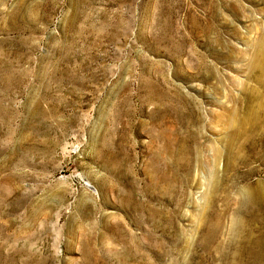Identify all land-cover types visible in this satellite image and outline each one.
<instances>
[{
	"label": "rangeland",
	"instance_id": "rangeland-1",
	"mask_svg": "<svg viewBox=\"0 0 264 264\" xmlns=\"http://www.w3.org/2000/svg\"><path fill=\"white\" fill-rule=\"evenodd\" d=\"M263 35L264 0H0V264H264Z\"/></svg>",
	"mask_w": 264,
	"mask_h": 264
},
{
	"label": "bare ground",
	"instance_id": "bare-ground-1",
	"mask_svg": "<svg viewBox=\"0 0 264 264\" xmlns=\"http://www.w3.org/2000/svg\"><path fill=\"white\" fill-rule=\"evenodd\" d=\"M2 13V12H1ZM251 70L255 71L257 69H259V72L261 74V76L264 75V35L262 36V38L258 41V47L257 49L255 50V53H254V57L253 59L251 60ZM259 80V78L257 79ZM248 104L246 105L247 106V110H246V114L241 117L238 113H233L232 114V117L230 119V122L228 124V127L230 129H234V128H237L236 130H234L231 134V138H230V141H229V148L227 149V153H228V165H227V170L231 169V170H234L235 169V162L236 160H239L238 159V155H240V153H237L235 151L236 147L234 146H237V143L238 141L240 142L241 138L243 137H247L250 138L248 139V142H250L252 139V143H247L248 145L250 144H253L254 142V139L255 137H253V133L255 132V130H251L253 132H248V129L250 130L252 127L250 128H246V125L247 124H252L253 120H254V113H253V104L252 102H247ZM187 145V144H186ZM186 145H181V146H178L179 148L178 149H168L167 153L168 155L170 156V158H174V161L172 162V168L174 169L173 171H175L174 174H179L181 176H183L182 179L178 180V182H180L181 184L183 185H186L188 184L189 182H191L193 180V167L195 165L194 161H196L195 159L198 158V156L200 155V152L199 150L196 151L197 152V156H196V152H195V148L194 147H190V146H186ZM216 146V145H215ZM170 147V146H169ZM240 148V147H239ZM238 150V149H237ZM240 150V149H239ZM166 152V151H165ZM237 153V154H236ZM159 156V155H158ZM221 156H222V150L219 149V147H216L214 149V162L218 161L219 159H221ZM200 157V156H199ZM169 158V159H170ZM206 159V158H205ZM208 160V159H207ZM206 160V161H207ZM169 161V160H167ZM209 161V160H208ZM211 161V160H210ZM210 161L208 163H210ZM220 162V161H219ZM198 163V162H197ZM170 164V163H168ZM199 164V163H198ZM207 164V162H206ZM216 165V164H215ZM218 165V164H217ZM158 166V165H157ZM198 166V165H197ZM196 167V166H195ZM194 167V168H195ZM217 167V166H216ZM212 168V167H211ZM159 169V168H157ZM219 169V166L217 168L214 167V170H217L218 171ZM163 170V169H162ZM168 173V172H167ZM214 173V177H218L219 174H217L216 172H213ZM157 174V173H156ZM173 174V175H174ZM220 176V175H219ZM176 178V177H175ZM180 178V177H179ZM213 179V177H212ZM217 180V179H215ZM214 182V181H213ZM153 183V182H152ZM151 184V183H150ZM158 184V183H157ZM174 184V183H173ZM212 184V183H211ZM87 185L89 187H93L92 185L89 184V182L87 183ZM177 185V184H176ZM219 181L218 182H215L212 184L211 186V190H209V188H205L207 191H206V200H207V203L203 206L201 205V210H200V214L198 216L199 218V224L202 223V222H205V218H206V215L208 214V212L211 211V209L213 208L215 202H216V199L218 197V192H219ZM156 186V185H155ZM181 186V185H180ZM149 189V188H148ZM152 190V189H151ZM264 192V191H263ZM155 193V192H154ZM220 197V195H219ZM138 205V204H137ZM139 206V205H138ZM146 207V206H145ZM137 208V207H136ZM215 208V207H214ZM149 210V209H148ZM136 211V210H135ZM142 211V210H141ZM153 211V210H152ZM151 212V211H150ZM158 212V211H157ZM215 212V211H214ZM154 214L156 215V213L154 212L153 215H152V212H151V216L153 217ZM218 215H220V213H217ZM218 215H216L218 217ZM150 216V217H151ZM158 217V214L156 215ZM155 216V217H156ZM175 216H180L173 213L172 215H170L168 218L172 221V219H174ZM215 216V217H216ZM147 217V216H146ZM212 218V217H211ZM156 220V219H155ZM158 220V219H157ZM207 220V219H206ZM214 220V219H213ZM169 221V220H168ZM173 224V223H171ZM216 225H217V222H216ZM213 228V226H212ZM215 228V227H214ZM219 229V228H218ZM212 238V237H210ZM207 245V244H205ZM208 247V245H207ZM147 264V263H146ZM150 264V263H149Z\"/></svg>",
	"mask_w": 264,
	"mask_h": 264
}]
</instances>
